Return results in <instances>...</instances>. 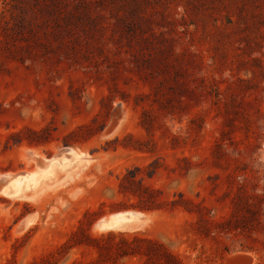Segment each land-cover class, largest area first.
Wrapping results in <instances>:
<instances>
[{
	"label": "rangeland",
	"instance_id": "374dc122",
	"mask_svg": "<svg viewBox=\"0 0 264 264\" xmlns=\"http://www.w3.org/2000/svg\"><path fill=\"white\" fill-rule=\"evenodd\" d=\"M36 170L0 191V264L90 263L59 249L108 232L264 264V0H0V178ZM132 247L101 264H164Z\"/></svg>",
	"mask_w": 264,
	"mask_h": 264
},
{
	"label": "trees",
	"instance_id": "16d2710c",
	"mask_svg": "<svg viewBox=\"0 0 264 264\" xmlns=\"http://www.w3.org/2000/svg\"><path fill=\"white\" fill-rule=\"evenodd\" d=\"M132 173V172H129ZM149 193V192H148ZM135 196V194H133ZM150 195V194H148ZM141 204H148L150 203L148 198L145 196L138 195ZM147 207V206H146ZM144 209V208H143ZM150 209V208H147ZM93 212L88 211L85 214V218L92 216ZM83 223V221L81 222ZM84 240L77 239V233H74L72 238L65 242L59 249V252L68 253L73 249L77 250H92L97 253V257L90 263H85L80 260H75L72 264H101L104 258V252L114 256L119 255L121 257L133 256L137 255L135 252V248L132 247V244L135 242H144L147 248L152 249L153 251L157 252V254L163 257L164 264H180L171 254L164 250L161 245H158L150 240L147 239H140L137 235L130 237L125 234H116L114 232H108L106 234H101L99 236H92L90 234L84 235ZM84 252V251H83ZM60 258H57L54 254L50 255L49 259H45L38 264H58Z\"/></svg>",
	"mask_w": 264,
	"mask_h": 264
},
{
	"label": "bare ground",
	"instance_id": "6f19581e",
	"mask_svg": "<svg viewBox=\"0 0 264 264\" xmlns=\"http://www.w3.org/2000/svg\"><path fill=\"white\" fill-rule=\"evenodd\" d=\"M70 151H72L73 153H74V158L73 159H77V158H79V157H81V156H79V155H77V153H75L72 149L70 150ZM67 159V156L65 155V154H63V153H61V154H58V155H55L52 159H50V160H46V161H42V160H37V162H38V164H39V166H44L45 168H44V170L45 171H47V169H49L50 167H52L53 166V164L54 163H57V162H63V161H65ZM71 160V159H70ZM41 172V170H36L35 172H32V173H26V174H24V176H16L14 179H12L11 181H10V183L4 188V189H0V191H3V192H5L6 194H10V195H12V196H14V195H16L17 194V190L20 188V186H21V184H22V181L24 180V179H27V178H30V177H34L36 174H38V173H40ZM8 177H10V176H6V177H2V178H8ZM2 178H0V180L2 179ZM133 214V213H132ZM136 215L134 214V217H135ZM109 217V216H108ZM134 219L132 218V219H122V220H120V221H118L117 223H116V227L115 228H113V229H117V230H121V229H123V225L125 224V223H127V222H131V221H133ZM98 227V226H97ZM99 228V227H98ZM100 229V228H99ZM113 229H109V230H113ZM101 230H103V229H101ZM106 231V230H105Z\"/></svg>",
	"mask_w": 264,
	"mask_h": 264
},
{
	"label": "water",
	"instance_id": "95a60500",
	"mask_svg": "<svg viewBox=\"0 0 264 264\" xmlns=\"http://www.w3.org/2000/svg\"><path fill=\"white\" fill-rule=\"evenodd\" d=\"M63 154H65L67 156L68 159H72L74 158V153L70 150H67L65 152H62ZM16 176H10L8 178H2L0 180V189H4L12 179H14ZM135 219L136 216L134 217V214L130 213V212H124V213H117L114 215H111L109 217H105L102 220L99 221V223L97 224V226L100 229L103 230H109V229H113L116 227V223L122 219ZM244 262H248L247 259H243Z\"/></svg>",
	"mask_w": 264,
	"mask_h": 264
}]
</instances>
